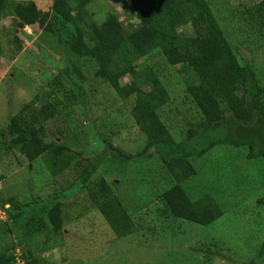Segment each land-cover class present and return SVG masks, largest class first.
I'll use <instances>...</instances> for the list:
<instances>
[{"label": "rangeland", "instance_id": "obj_1", "mask_svg": "<svg viewBox=\"0 0 264 264\" xmlns=\"http://www.w3.org/2000/svg\"><path fill=\"white\" fill-rule=\"evenodd\" d=\"M13 1L22 5L34 2L43 12L50 8L49 0ZM5 2L7 7L0 14V132L24 105L52 90L48 83L64 68L57 61L67 62L63 44L73 35L72 28L58 19H49V30L38 23L20 29L9 6L12 0ZM208 2L230 41L243 50V56H247V48L253 52L256 75L264 87V40L238 19L241 0ZM90 6L87 12L95 24L102 23L108 15L123 16L120 0H97ZM123 26L134 27L135 20L125 16ZM180 31L190 35L187 27ZM69 62L68 67L81 70L82 79L72 74V80L66 83H78V102L61 107L46 128L48 139L54 138L58 130L63 132V141L75 153L72 166L51 177L44 158L28 163L18 151L3 153L0 137V197L13 198L21 204L33 201L39 211L46 200L60 198L64 235L50 242L54 251L44 253L43 258L50 256L48 260L53 264H251L264 243V206L257 204L264 198V158L247 160V148L220 145L200 160L190 159L196 175L181 187L192 201L210 196L223 214L207 227L176 220L157 199L171 183L160 166L157 151L148 152L153 155L151 160H145L143 155L125 163L121 158L140 153L143 146L131 111L133 100L124 103L108 84L92 77V62ZM142 65L152 70L166 91L167 104L158 113L172 139L180 143L188 135L186 124L197 123L200 116L186 93L178 67L165 63L157 52L135 68ZM130 81L126 76L120 83ZM88 91L91 97L86 104L84 92ZM93 169L95 178L103 176L115 182L112 191L135 223L136 232L127 239L112 236L80 188V177ZM154 170L159 174L157 180ZM16 213L7 207L0 210V232L11 229L0 247L9 244L8 240L17 241L21 223L14 222ZM215 246L220 257L205 260L203 252H214ZM17 247L14 254L20 256L23 243Z\"/></svg>", "mask_w": 264, "mask_h": 264}, {"label": "trees", "instance_id": "obj_2", "mask_svg": "<svg viewBox=\"0 0 264 264\" xmlns=\"http://www.w3.org/2000/svg\"><path fill=\"white\" fill-rule=\"evenodd\" d=\"M49 1L50 8L44 12L31 1L22 5L12 0L9 4L20 29L38 23L49 30V19H58L72 28L73 35L63 44L67 62L57 61L64 68L58 67L60 73L48 83L52 90L24 105L0 132L3 153L18 151L28 163L44 158L51 177L72 166L75 153L63 141V132L58 130L54 138L48 139L46 124L56 119L61 107L78 102V83L73 80L67 84L72 74L82 79L81 70L68 67L73 62L69 61L92 62V77L108 84L124 103L133 100L131 111L143 146L140 153L121 156L124 162H133L143 155L145 160H151L153 155L148 152L156 150L160 166L171 182L157 195L168 213L176 220L202 227L221 218V208L210 196L192 201L181 185L196 175L190 159L200 160L220 145L247 148V160L264 158V87L256 75L253 52L247 48L248 54L243 56L241 47L230 41L208 0H120L123 18L108 15L100 24L92 22L87 12L97 0ZM239 5L238 19L264 40V0H241ZM6 7L5 0H0V14ZM125 16L135 20L134 27L123 26ZM186 27L189 36L180 31ZM154 52L165 63L178 67L186 93L200 116L197 123L186 124L188 135L180 143L172 139L158 113L167 104L166 91L150 68H135ZM126 76L131 81L121 85ZM90 97L89 91L84 92L86 104ZM95 175V169L84 172L78 182L80 188L112 236L127 239L136 232V226L112 191L115 182ZM154 175L157 180L159 174L155 170ZM59 200H46L39 211L33 201L21 204L13 198L0 197V210L5 206L15 210L13 220L21 223L17 241L8 240L9 244L0 247V264H16L17 259L23 264H53L48 260L50 256L42 255L53 252L55 247L50 242L64 235ZM257 204L264 206V198ZM10 232V228L1 231L0 241ZM19 241L24 250L16 256L14 248ZM216 249L203 252L204 259L220 257ZM251 264H264V243Z\"/></svg>", "mask_w": 264, "mask_h": 264}, {"label": "clouds", "instance_id": "obj_3", "mask_svg": "<svg viewBox=\"0 0 264 264\" xmlns=\"http://www.w3.org/2000/svg\"><path fill=\"white\" fill-rule=\"evenodd\" d=\"M5 207H7L8 208V206H5ZM17 246H18V243H17ZM19 248V247H18ZM23 249V248H22ZM21 251H23V250H21ZM16 264H23L19 259H17L16 260Z\"/></svg>", "mask_w": 264, "mask_h": 264}, {"label": "water", "instance_id": "obj_4", "mask_svg": "<svg viewBox=\"0 0 264 264\" xmlns=\"http://www.w3.org/2000/svg\"><path fill=\"white\" fill-rule=\"evenodd\" d=\"M21 244H22L21 241H19L18 242V246H21ZM21 250H23L22 247H21Z\"/></svg>", "mask_w": 264, "mask_h": 264}]
</instances>
